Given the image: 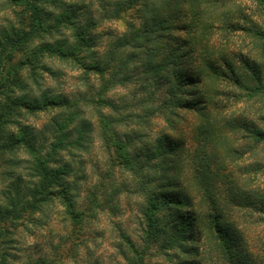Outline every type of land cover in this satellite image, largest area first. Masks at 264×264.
I'll list each match as a JSON object with an SVG mask.
<instances>
[{
    "label": "trees",
    "instance_id": "16d2710c",
    "mask_svg": "<svg viewBox=\"0 0 264 264\" xmlns=\"http://www.w3.org/2000/svg\"><path fill=\"white\" fill-rule=\"evenodd\" d=\"M7 1L22 8L27 18L20 20V26L0 29V159L24 151L30 180L24 190L18 183L3 192L0 248L12 241L4 225L38 212L50 197L60 196L68 209L74 207L67 181L70 166H57L58 155L71 148L88 150L93 139V125L80 119L82 111L73 110L68 100L48 92L32 95V85L38 89L42 85V74L61 75L46 64L50 61L80 72L84 81L91 74L97 76V98L85 101L96 107L102 135L119 164L138 178L146 197L148 234L162 239L167 264H264V241L251 247L244 231L225 223L218 200L223 194L226 206L249 209L264 225V62L254 54L232 56L213 43L217 31L244 32L255 51L264 55V25L241 18L240 5L253 2L264 16V0H147L144 4L143 28L131 40L143 51L145 83L165 86L162 104L149 108L144 118L158 110L169 111L167 129L176 133L178 119L191 115L196 122L187 155V141L170 132L155 141L138 132L139 145L133 150L131 140L117 133L124 118L104 113L114 107L104 96L122 71L110 72V53L96 51L93 19L79 20L78 9L66 0ZM138 1L118 0L112 17L118 18ZM240 19L248 24L241 25ZM18 55L21 60L14 63ZM22 68L27 69L25 77ZM50 108L59 111L50 125L54 142L45 150L37 146L34 129L23 126L19 117ZM12 126H17L15 131ZM187 158L191 174L186 190L177 177ZM190 191L207 204V212H201ZM69 215L79 226V216ZM3 253L0 264H6Z\"/></svg>",
    "mask_w": 264,
    "mask_h": 264
},
{
    "label": "rangeland",
    "instance_id": "374dc122",
    "mask_svg": "<svg viewBox=\"0 0 264 264\" xmlns=\"http://www.w3.org/2000/svg\"><path fill=\"white\" fill-rule=\"evenodd\" d=\"M146 1L139 0L118 18H113L118 0H66L67 5L78 9L79 20L85 18L96 22L92 29L95 49L100 55L110 53L109 71H117V75L122 71L115 77L116 85L104 96L114 107L105 108L104 113L124 118V125L116 131L131 140L130 150L139 145L138 132L147 134L150 141L170 132L167 129L169 111L158 110L155 115L144 118L149 108L162 104L165 96L163 84L154 88L145 83L143 51L136 48L131 40L133 34L143 28ZM240 5L241 18H248L255 25H264V16L253 2L243 1ZM22 13V8L0 0V29L20 26V20L27 18ZM239 22L243 26L248 24L243 19ZM213 43L232 56L254 54L264 62V55L255 51L251 37L244 32L217 31ZM19 60L21 57L18 55L14 63ZM126 62L128 65L125 66ZM46 64L54 71H60L61 75L42 74V85L39 89L32 85V95L39 97L48 92L53 98L68 100L73 110L82 111L79 118L88 120L95 131L88 150L71 148L58 155L57 166L61 163L70 166L67 181L70 202L74 207L68 209L62 198L56 195L50 197L38 212L28 214L20 221L6 223L4 226L10 231L12 240L0 248L6 264H167L162 239L148 234L144 216L146 197L138 178L119 164L115 150L102 135L96 107L85 101L86 98H97L100 88L97 76L91 74L88 81H84L78 71L56 62L47 61ZM22 69L25 77L27 69ZM129 76H133L131 80L119 83ZM58 111L50 108L36 114L23 112L19 117L23 126L34 129L37 146L45 150L54 142V130L50 125ZM184 116V121L178 119V132L170 133L187 141V155L191 152V135L196 120L191 115ZM12 127L14 131L17 128ZM27 159L24 151L0 159V208L5 204L3 192L18 183L23 190L28 185ZM182 164V173L177 178L187 190L191 174L189 158ZM158 176H155L153 185ZM190 194L201 212H207V204L194 191ZM218 200L220 212L226 216L225 223L237 225L244 231L250 246L259 247L264 241V225L257 221L256 213L226 206L223 194L218 196ZM70 212L79 216V226L75 225Z\"/></svg>",
    "mask_w": 264,
    "mask_h": 264
}]
</instances>
